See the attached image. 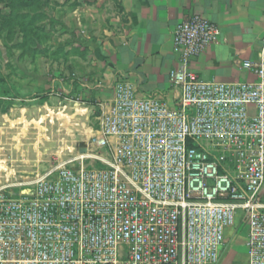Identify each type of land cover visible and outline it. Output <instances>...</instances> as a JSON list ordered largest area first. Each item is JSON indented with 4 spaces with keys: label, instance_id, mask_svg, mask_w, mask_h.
Here are the masks:
<instances>
[{
    "label": "built area",
    "instance_id": "built-area-1",
    "mask_svg": "<svg viewBox=\"0 0 264 264\" xmlns=\"http://www.w3.org/2000/svg\"><path fill=\"white\" fill-rule=\"evenodd\" d=\"M221 36L200 15L179 24L173 104L115 81L74 158L0 192V264H234L238 220L242 264H264V42L243 63L255 81L205 82L192 63Z\"/></svg>",
    "mask_w": 264,
    "mask_h": 264
},
{
    "label": "crops",
    "instance_id": "crops-1",
    "mask_svg": "<svg viewBox=\"0 0 264 264\" xmlns=\"http://www.w3.org/2000/svg\"><path fill=\"white\" fill-rule=\"evenodd\" d=\"M58 1L52 21L76 41L70 63L76 66L79 85L87 89L90 106L111 101V85L122 79L133 82L144 95L165 92L173 104L169 74L180 66L173 32L195 15L218 24L222 36L219 44L193 61L192 70L205 82L256 80L243 63L256 62L263 48L264 0ZM29 13L35 20L44 17ZM80 64L86 65L85 77Z\"/></svg>",
    "mask_w": 264,
    "mask_h": 264
},
{
    "label": "rangeland",
    "instance_id": "rangeland-1",
    "mask_svg": "<svg viewBox=\"0 0 264 264\" xmlns=\"http://www.w3.org/2000/svg\"><path fill=\"white\" fill-rule=\"evenodd\" d=\"M28 1L0 0V192L7 198L29 190L25 184L58 157L74 158L97 124V108L70 63L76 41L52 21L57 0ZM31 11L44 17L35 20ZM246 233L239 220L227 232L234 264L247 259Z\"/></svg>",
    "mask_w": 264,
    "mask_h": 264
},
{
    "label": "water",
    "instance_id": "water-1",
    "mask_svg": "<svg viewBox=\"0 0 264 264\" xmlns=\"http://www.w3.org/2000/svg\"><path fill=\"white\" fill-rule=\"evenodd\" d=\"M80 152L81 153H85L86 152V149H81Z\"/></svg>",
    "mask_w": 264,
    "mask_h": 264
},
{
    "label": "trees",
    "instance_id": "trees-1",
    "mask_svg": "<svg viewBox=\"0 0 264 264\" xmlns=\"http://www.w3.org/2000/svg\"><path fill=\"white\" fill-rule=\"evenodd\" d=\"M27 3L31 4V3H30V0H29L28 2H25V4H27ZM30 6H31V5H30Z\"/></svg>",
    "mask_w": 264,
    "mask_h": 264
}]
</instances>
